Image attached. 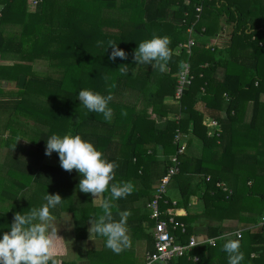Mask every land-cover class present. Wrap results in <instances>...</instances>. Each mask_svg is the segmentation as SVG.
<instances>
[{"label":"trees","instance_id":"1","mask_svg":"<svg viewBox=\"0 0 264 264\" xmlns=\"http://www.w3.org/2000/svg\"><path fill=\"white\" fill-rule=\"evenodd\" d=\"M179 2L181 7L174 13V17L180 20V29L185 30L187 34L181 43L188 38L187 27L195 21L196 6L202 4L203 11L211 10L217 15H226L229 21H234L233 35L239 36L234 39L252 40L250 45L254 48L255 57L254 63L250 65L253 70H249L248 65L238 59L225 63L227 71L220 94L225 92L229 96V102L226 106L227 117L219 121L218 133L215 132L212 137L199 133L202 115L190 105H186L181 111L183 113L187 110L188 118L193 122V132L202 140V157L195 160L184 158L182 153L177 154L180 162L179 172L171 178V183H178L180 196L174 204L169 195L165 196L166 202L161 201V208L170 209L176 219L185 223L186 233L180 236V240L186 241L190 235L199 234L192 224L194 216L182 212L186 210L191 197L195 194V191L189 188L191 184L188 178L201 172L204 173V177L196 184L202 188L197 195L203 204L201 215L221 221L238 219L249 223H257L264 215V129L257 123L258 111L264 105V4L260 0H204L203 3L199 0H179ZM26 3L27 0H5L0 23L17 20L23 22V27L18 40H7L0 31V49L14 45L18 48L16 52L23 54L24 60L43 58L48 61L50 67L63 68L60 78L28 72L29 66L17 63L8 68L16 74L25 73L31 76L23 89L30 85L32 103H35V94L45 95L46 101L37 102L36 107L32 109L33 113L39 114L49 125V130L39 135L36 146L45 153L46 139L51 135L63 136L69 132L73 135L79 134L102 151L106 159L117 163L116 176L110 184L125 181L133 185V191L127 197L115 201L116 205L112 208L114 218L120 219V211L134 210L133 204L139 199H144L145 207L151 199L150 190L166 173L170 165V156L176 154L178 144L174 143V136L184 130L182 118H169L163 128H158L153 124L154 118L138 115L131 109L123 110L120 103L111 100L109 107L112 108L114 117L106 122L102 114L89 112L84 108L77 94L85 88L106 96L117 94L123 70L129 73L126 83L134 85L137 77L130 74V67L136 63L134 52L140 42L151 39L154 35L169 37L170 49L175 46L177 48L176 42L180 40L175 34L181 30L166 18L167 13L163 6L166 5V0H124L117 6L113 5L115 0H93L95 4L90 9H86L83 0H67L65 3L60 0H38L35 9L30 13L26 11ZM104 5L110 10L106 12V16L102 10ZM111 6L130 10L126 20H115L119 23L117 33L103 29V25L111 24L112 18H116L112 16ZM252 17L256 18L252 25L253 30L247 33L246 30L251 28L249 25ZM194 25L197 32V23ZM112 45L123 49L126 59H109ZM194 47L195 45L192 48V55ZM178 56L181 58L178 68V58L174 57L176 66L171 65L169 74L160 79L156 91H149V103H153L154 112L159 113V109L156 110L155 107L162 104L167 94L174 98L176 80L170 78V75L176 70L179 71L181 63L186 58L184 54ZM190 64L194 79L184 90L181 98L176 99L181 108L186 104V99L193 96L192 90L196 82L208 83L205 77L207 69L194 68L192 63ZM200 74L202 77H199ZM204 87L207 88L206 85ZM58 94L62 103L55 100ZM202 98L207 105H215L216 108L223 104L217 95ZM24 100L29 98L23 96L17 104L20 105ZM249 100L252 101V115L249 122L244 123L243 114ZM41 103L42 105L38 106ZM74 113H78L79 117L72 122L71 117ZM122 115L125 121L129 120V124L124 128L120 143L112 131H116L115 127L121 123ZM159 148L161 158L155 156V151ZM217 153L219 157L215 160L213 155ZM52 155L59 160L56 152ZM205 161L208 162L207 166L204 164ZM79 180L80 175L76 170L69 172L51 165H43L42 169L33 175L34 182L44 181V184L54 189H78ZM217 183H223L227 190L218 187ZM136 185H139L138 188ZM241 212H251L255 215L245 217ZM85 213L83 212L81 218L74 223L77 240L87 237ZM101 214L102 209L96 206L94 218ZM134 222L129 221L128 226L134 225ZM147 229L144 234L150 252L151 220ZM221 233L219 227L214 225L207 227L203 235L218 237L216 244L195 247L192 253L197 255V261L185 256L174 259L172 264H228V256L223 251L225 240L220 236ZM262 234L264 228H260L258 233H249L248 230L241 233L240 250L244 254L241 264H264V245L261 247L253 245L255 240L264 243ZM254 252L255 255L251 256ZM111 254L113 252L100 253L96 254V257L108 260L120 258L117 253ZM122 259L128 261L125 264H140L127 255H122Z\"/></svg>","mask_w":264,"mask_h":264},{"label":"crops","instance_id":"2","mask_svg":"<svg viewBox=\"0 0 264 264\" xmlns=\"http://www.w3.org/2000/svg\"><path fill=\"white\" fill-rule=\"evenodd\" d=\"M3 1L5 2V0H0V16L4 7ZM37 1L38 0H30L29 3H26V11L29 13L32 12L37 5ZM260 1L264 4V0ZM28 4L29 6L27 7ZM163 6H165V13H167L166 18L177 26V29H180V20L174 17V13L179 11L181 7L179 0H166V5ZM255 20V17L251 18V23L249 25L251 28H249L248 31L246 30L247 33H251L253 30L252 25L255 23ZM22 27L23 22L17 20L0 23L1 34L3 38L7 40H18ZM197 27L195 47L190 63H192L194 68L207 69L205 77L208 83L204 82V84H200L199 81L196 82L192 90L193 96L186 99V104L182 108L171 94H167L163 98L162 104H158L155 107L156 110L159 109V113L154 112L153 103H149V91H156L158 82L165 77L164 75L169 74L171 65L176 66L174 57L178 58V68L181 58L176 53V46L171 49L172 55L167 63L166 71L160 72L157 68L149 64H138L136 61L133 66L134 71H130V74L137 77V82H135L134 85H132V83L127 84L126 80L128 79L127 75L129 73L123 70L117 91V93L120 94L121 101L119 103L123 110L131 109L138 115L154 118L153 124L158 128H163L169 118H182L184 130L179 131V133L181 134L180 142L185 144V149L181 155H183L184 158L187 157L195 160L202 157L203 143L193 132V122L191 118H188L189 113L187 110L183 113H181V111L185 109L186 105H190L202 115L201 126L198 129L199 133L209 137H212L215 132L218 133L220 130L219 121L227 117L226 106L229 102V96L225 92L220 94L221 85H223L227 71L225 63L233 59H238L239 61L245 62L249 70H253L250 65L254 63L255 60L254 48L250 45V41L252 40H245L242 38L234 39L235 37H239L233 35L235 22L227 20L226 15L220 16L211 10H205L197 21ZM103 29H106L105 25H103ZM180 30L181 32L175 34L180 40L176 42L177 46L187 35L185 30ZM17 49L18 48L14 45L6 47L3 50L0 49V235L9 231L10 224L13 222L16 212L26 213L30 211L31 208H39L45 203L42 197L47 192L49 194H59L64 201L62 205L53 211L56 217L54 226L59 236L53 239L61 264L128 263L127 260L122 259V255H127L130 259H135L136 262L143 264L144 256L149 251L145 234L148 231L147 224L150 220L146 207L147 203L144 207V199H139L134 202V210L120 211V218L121 214H124L127 235L130 240L129 246L123 250V253L122 251L118 253V257L120 258L111 260L97 259L99 256L96 257V254L110 253L113 251L105 247L103 237L89 232L91 226L90 219H94V208L98 206L92 201V195L86 194L83 196L79 193L78 189H71L73 192L71 191L68 196H65L63 189L50 188L44 184V181L38 183L33 181L34 172L42 169L43 165L62 168L60 166V161L56 157L51 154L50 156L55 158V162H49V156L45 155V153L36 146L39 135L49 130L47 121L39 114L33 113L34 111H32V109H34L33 107H36V103L41 101V98H35V103H32L30 100L32 96L26 92L27 87L23 89V86L20 87L17 84L20 75H25V83L31 76L25 73L16 74L14 71L8 69L10 66L17 63L29 66L31 73L34 72L42 75L45 73V69H43L42 66L39 68L38 64H43L45 66L46 60L43 58H34L32 61L24 60L23 54L16 52ZM177 74L178 72L176 70L175 73L170 75V78L175 81ZM199 77H202L201 74ZM168 85L170 86L171 83H168ZM204 85H206L207 88H205ZM28 88L31 91V87L29 86ZM147 88H149L148 91ZM40 95L42 97V94ZM213 95H217L222 99L223 104L220 108H216L217 106L215 105H207L202 98L203 96L211 97ZM23 96L29 98V100H24L20 105L17 104L18 100ZM40 105H42V103L38 106ZM243 115L244 123L249 122L252 115L251 100L246 104ZM130 119H132V117ZM120 121L121 123L115 127L116 131L112 132L116 140H119L121 143L125 132L124 128L129 124V120L128 122L125 121V117L122 115ZM257 123L264 129V105H262L258 111ZM155 156L161 158L160 148L156 149ZM217 157H219V153L213 155V159L216 160ZM204 164L207 166L208 162L205 161ZM184 177L188 178L187 176ZM203 177L204 173L201 172V174L188 178L191 184L189 188L191 191H195L196 195L191 197L186 210H182L183 214L194 216L192 224L196 232L203 235L207 227L214 225L221 229L222 233L220 236H222L225 241L227 239H236L229 234L238 230H240L241 233L244 230H248L249 233H258L260 227L256 225V222H241L234 219H224L221 221L201 215L203 204L202 200L198 198L197 195L201 192L202 188L196 184L198 180H201ZM173 183L179 187L177 182ZM171 184L170 182L169 188ZM156 185L157 182L153 185V189L150 190L151 199L154 196V188ZM138 186L139 185H136L137 188ZM169 188L168 195L171 200L176 202L179 196L174 195L172 189ZM107 193L108 192H106V194ZM106 194H104V197H108ZM80 197H82V203H79ZM114 205H116L115 201ZM83 212H86L85 214L87 217V237L83 240H77L75 239L74 223L79 217L81 218ZM241 215L253 217L255 214L251 212H241ZM129 221H135V224L128 226ZM230 225L235 226V229L228 230V226ZM262 235L264 238V234ZM253 245L261 247L264 243L255 240ZM113 254L115 253L113 252ZM252 255H255V252L252 253L251 256Z\"/></svg>","mask_w":264,"mask_h":264},{"label":"clouds","instance_id":"3","mask_svg":"<svg viewBox=\"0 0 264 264\" xmlns=\"http://www.w3.org/2000/svg\"><path fill=\"white\" fill-rule=\"evenodd\" d=\"M170 43L169 37L154 35L138 44L134 60L138 64H149L164 72L172 55ZM111 47L109 59H126L123 49L117 45ZM77 97L89 112L102 114L106 122L112 119L110 95L85 88L78 92ZM53 152L58 154L62 169L77 171L80 175L78 190L91 194L92 201L102 209L98 218L90 219L89 232L103 237L105 247L114 253L123 251L130 243L126 220L124 214H121L119 220L115 219L112 208L114 201L127 197L133 191L131 182L110 184L115 179L117 163L106 159L102 151L79 134L73 135L69 132L63 136L53 134L48 137L45 155L50 156ZM106 192L110 193L108 197H104ZM42 198L45 203L39 208H31L26 213L16 212L9 231L0 235V264H61L53 239L58 236L53 211L64 200L59 194L48 192ZM235 236L236 239H227L223 244L228 264H241L244 260V254L240 250V234L237 232Z\"/></svg>","mask_w":264,"mask_h":264},{"label":"built area","instance_id":"4","mask_svg":"<svg viewBox=\"0 0 264 264\" xmlns=\"http://www.w3.org/2000/svg\"><path fill=\"white\" fill-rule=\"evenodd\" d=\"M199 1L203 3L204 0ZM195 11V21L187 27L188 38L185 42L180 43L176 50L178 54H184L186 58L181 63V67L177 74L174 92L175 99L181 98L184 90L194 79L189 59L192 56V48L196 41L195 35L197 32L194 24L197 23L201 16L203 5H197ZM180 138L181 134L177 132L174 136V143L178 144L176 154L170 156V165L168 166L166 173L158 180L154 196L147 204L149 219L151 220L152 250L145 254L143 264H172L174 259L185 256L191 258L193 261H197V255L192 253L194 248L199 245L214 246L218 239V237L192 234L186 241H181L180 236L185 234L187 229L185 223L176 219L170 209L161 208V201L166 202L164 197L168 195L171 178L179 172L180 162L177 154L183 153L185 149V144L180 142ZM216 185L223 190H227L223 183H217ZM172 203L174 204L175 201L172 200ZM256 225L260 228H264V215ZM237 232L241 237L240 230L230 233L229 235L237 238L235 236V233Z\"/></svg>","mask_w":264,"mask_h":264},{"label":"rangeland","instance_id":"5","mask_svg":"<svg viewBox=\"0 0 264 264\" xmlns=\"http://www.w3.org/2000/svg\"><path fill=\"white\" fill-rule=\"evenodd\" d=\"M29 1L30 0H27V3H29ZM60 1H62L63 3H65L67 0H60ZM70 1H73V0H70ZM124 0H115V3L113 4L114 6H117L119 3H122ZM83 4H85L86 5V9H90V8H92V6H93V4H95V3H93V0H85V2H84V0H83ZM66 5V4H65ZM29 6V4L27 5V7ZM112 7L111 6V11L113 12L112 13V16L113 17H116V18H112L113 20V22L111 21V24H107V26H106V30L107 31H111L112 33H117V32H119V23L117 22V21H119V20H122V19H127L128 18V16H129V12H130V10L128 11V8L127 9H124V10H121V9H119V8H117V7ZM64 8H66L65 6H63ZM99 7V6H98ZM106 5H104L103 6V12L105 13V16H106V12L108 13V12H110V10L108 9H106ZM59 18V16H58V14H57V16H56V19H58ZM115 20H117V21H115ZM43 63V62H42ZM45 66L43 65V64H38V66H39V68L42 66L43 67V69H45V75H49V76H52V77H55V78H60L61 76H62V73H63V68H61V67H59V66H57V67H50L49 65H48V61H45ZM130 70L131 71H134V67L132 66V67H130ZM25 71H27V70H25ZM30 71V69H28V72ZM41 74V73H40ZM30 85H28L27 86V94H30L31 93V91H30V89L28 88ZM110 95V94H109ZM59 96V94L55 97V100H56V102H57V100H58V102L59 103H62L61 101V98H59L58 97ZM111 97H112V99L111 100H113L114 102H120L121 101V98H120V94L119 93H114V94H111L110 95ZM34 97H38V98H41V100H44V101H46L45 100V95H42V97H41V95L40 94H35V96ZM79 117V115H78V113H74V114H72V117H71V121L73 122V121H75V120H77V118ZM116 130V129H115ZM59 135H61V134H59ZM116 143H118V141L116 142ZM49 162H55V158L54 157H51V156H49ZM170 189H172V192L174 193V195H178V196H180L179 194H180V190H179V187H177V185L176 184H174V183H172L171 184V187H170ZM71 191L72 190H69V189H63V192L65 193V196H68L70 193H71ZM77 191V190H76ZM73 192V191H72ZM79 193L81 194V195H83V196H85L86 194L85 193H83V192H80L79 191ZM194 196H195V194H194ZM80 199V200H79ZM78 200H79V203H82V197H80ZM233 220V219H232ZM234 220H238V219H234ZM149 225V223L147 224V226ZM229 225V224H228ZM235 226H233V225H230V226H228V230H233V229H235L234 228ZM111 255H113V254H111Z\"/></svg>","mask_w":264,"mask_h":264},{"label":"water","instance_id":"6","mask_svg":"<svg viewBox=\"0 0 264 264\" xmlns=\"http://www.w3.org/2000/svg\"><path fill=\"white\" fill-rule=\"evenodd\" d=\"M24 83H25V75H20L19 78H18V86L22 87L24 86Z\"/></svg>","mask_w":264,"mask_h":264}]
</instances>
